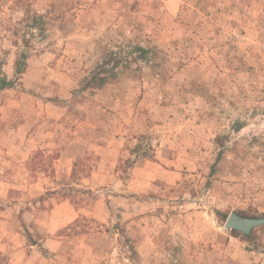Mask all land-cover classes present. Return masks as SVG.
<instances>
[{
    "label": "rangeland",
    "instance_id": "1",
    "mask_svg": "<svg viewBox=\"0 0 264 264\" xmlns=\"http://www.w3.org/2000/svg\"><path fill=\"white\" fill-rule=\"evenodd\" d=\"M198 2L32 0L49 25L22 73L0 40L6 264H264V225L222 230L264 216V0ZM138 34L159 66L122 53L88 87Z\"/></svg>",
    "mask_w": 264,
    "mask_h": 264
},
{
    "label": "trees",
    "instance_id": "2",
    "mask_svg": "<svg viewBox=\"0 0 264 264\" xmlns=\"http://www.w3.org/2000/svg\"><path fill=\"white\" fill-rule=\"evenodd\" d=\"M190 2V1H189ZM194 5H198V0H193ZM4 5H7V9L18 10L22 12V17L16 21L7 22L3 18V14L5 13ZM53 5H51L52 7ZM50 10V9H49ZM48 10L51 14L53 10ZM46 14L39 12L37 10L32 0H0V40L3 38L10 39L11 43L16 46H21V51L17 60L15 61V70L17 73H22L27 65V58L31 53V50L36 48V40L42 39L47 33V26L49 25V21L46 18ZM233 30L232 28H229ZM237 40H235L236 42ZM1 50L5 54H9V50ZM153 51L150 50L145 45V41L141 39V35L138 34L136 40L129 39L125 44L119 46L118 49L108 48L106 51V55L103 58L102 64H100V68L96 70L95 73L91 74L88 78L87 83L88 87H99L94 86L93 83H97L99 81V85H104L110 82L111 79L121 76L125 67H121L119 70V65H121L120 59L122 57V53H136L139 55V58L143 61L148 62L149 67L151 69H155L159 66V60L157 57H154ZM157 55V53L155 54ZM127 57V56H125ZM6 63V57L0 61V88H9L15 85L12 79H8L3 72L2 65ZM111 63H114L111 65ZM161 64V63H160ZM142 70V68H141ZM121 71V72H120ZM103 73V74H102ZM102 74V75H101ZM255 74H253L254 76ZM244 124L238 123L235 128L240 130ZM222 139L221 137L218 138ZM149 149H152L148 146ZM136 152L141 150L139 144L136 145ZM225 146L219 150L218 158L214 163V167H216L217 162L224 154ZM140 155L148 156L151 155L149 150H145V152H139ZM240 214L244 215V213L240 212ZM246 216V215H245ZM7 257L0 251V264H6Z\"/></svg>",
    "mask_w": 264,
    "mask_h": 264
},
{
    "label": "water",
    "instance_id": "3",
    "mask_svg": "<svg viewBox=\"0 0 264 264\" xmlns=\"http://www.w3.org/2000/svg\"><path fill=\"white\" fill-rule=\"evenodd\" d=\"M264 225V216H245L232 210L222 227L224 231L238 230L245 235L252 234L253 229Z\"/></svg>",
    "mask_w": 264,
    "mask_h": 264
}]
</instances>
